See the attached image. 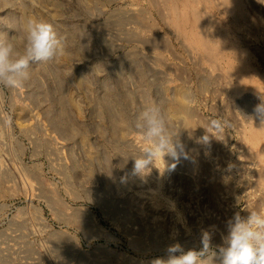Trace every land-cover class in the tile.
Wrapping results in <instances>:
<instances>
[{
    "label": "rangeland",
    "instance_id": "374dc122",
    "mask_svg": "<svg viewBox=\"0 0 264 264\" xmlns=\"http://www.w3.org/2000/svg\"><path fill=\"white\" fill-rule=\"evenodd\" d=\"M195 1L171 12L163 0H0V35L17 50L29 19L64 42L23 87L0 85V264H154L176 243L199 251L204 231L221 246L235 214L264 212V138L252 119L264 95V3L239 0L229 13L223 0ZM193 9L248 54L253 77L239 94L224 62L206 63L173 29L175 16L189 28ZM154 102L188 158L159 157L164 174L155 161L133 175L145 146L134 122ZM218 117L232 126L200 142Z\"/></svg>",
    "mask_w": 264,
    "mask_h": 264
},
{
    "label": "clouds",
    "instance_id": "9594fccd",
    "mask_svg": "<svg viewBox=\"0 0 264 264\" xmlns=\"http://www.w3.org/2000/svg\"><path fill=\"white\" fill-rule=\"evenodd\" d=\"M264 3V0H260ZM23 50H17L13 41L0 35V85L10 89H19L29 79L28 69L34 63L54 62L64 54V42L53 25L39 19H29L22 30ZM253 108L252 119L264 125V95ZM11 126V117L5 119ZM232 125L223 117L210 120L205 134L199 141L208 144L212 131L224 133ZM134 127L143 138L145 146L138 156H133L132 174L143 176L150 173L157 157H170L179 161L187 159L184 145L178 135L169 128L166 117L159 103L146 106L136 117ZM166 167V164H165ZM175 164L169 170H174ZM228 234L223 244L211 246V235L204 231L199 251L184 250L179 243L167 248L168 258L157 259L154 264H264V212L251 211L246 217L235 214L227 224Z\"/></svg>",
    "mask_w": 264,
    "mask_h": 264
},
{
    "label": "bare ground",
    "instance_id": "6f19581e",
    "mask_svg": "<svg viewBox=\"0 0 264 264\" xmlns=\"http://www.w3.org/2000/svg\"><path fill=\"white\" fill-rule=\"evenodd\" d=\"M164 2H165V4H167V6H169L168 8H170L169 10H171V12H172V10L174 11H176L177 10V8H174V7H176V6H174L175 4V2L176 1H178V0H163ZM185 1H188V0H183V2H185ZM197 1V0H196ZM195 1V2H196ZM202 1V0H201ZM222 1V0H221ZM241 2V1H239V0H223V2L224 3H227V5L226 6H228L227 7V10L229 11V13H230V9L232 10V7H231V3H233L234 4V2L236 3V2ZM84 2V1H83ZM88 2V1H87ZM207 2V1H206ZM212 2V1H211ZM178 3V2H177ZM197 3V2H196ZM242 3V2H241ZM244 3V2H243ZM155 4V3H154ZM163 4V3H162ZM172 4H174L173 6H172ZM185 4V3H184ZM199 4V3H198ZM203 4H205V2L203 3ZM207 4V3H206ZM205 4V5H206ZM221 4V3H220ZM229 4H230V6H229ZM164 5V4H163ZM191 5V4H190ZM195 5H197V4H195ZM204 5V6H205ZM238 6L240 5V4H237ZM243 5V4H242ZM157 6V5H156ZM161 6V5H160ZM164 6H166V5H164ZM166 6V7H167ZM198 7H199V5H197ZM203 6V5H202ZM203 6V7H204ZM236 6V5H235ZM181 7V6H180ZM186 7V6H185ZM197 7V8H198ZM220 8H221V5L219 6ZM231 7V8H230ZM244 7V6H243ZM202 8V7H201ZM200 8V9H201ZM165 9V8H164ZM180 9V8H179ZM183 10L185 9V8H182ZM192 8H189V9H187V10H191ZM226 9V8H225ZM239 10H240V7L238 8ZM244 9V8H243ZM209 10H210V8H209ZM224 10V9H223ZM168 11V10H167ZM225 11V10H224ZM224 11H222V12H224ZM237 11V10H236ZM241 11H242V9H241ZM170 12V13H171ZM186 12V11H185ZM208 12V11H207ZM232 12V11H231ZM183 12H182V10L180 11V14H182ZM190 13V12H189ZM192 14H191V24H190V26H189V28L187 27V22H186V20H187V18H186V20H180V21H178L177 19H175L177 16H175V18L174 19H172V21L171 22H173L172 23V26H173V29H175V30H177V33H181V35H183L184 36V40H186L188 43H189V45L190 46H194L197 50H200L201 52H202V56H203V58H204V60H205V62L207 63V62H209V64L210 65H214V67H215V65L217 64V63H219V62H224V69H225V73H226V77L227 78H235L236 79V81H235V84H236V86H232L233 88H232V92H234V94H236L237 95V93L239 94L240 93V89H242L243 87V85H244V83H245V81L247 82V81H250V79L249 78H251V76H252V73H253V68H251L250 69V66H249V64H248V54L246 53V51L245 50H241V49H238L231 41V43H225L224 44V42H222L223 41V35H221L220 34V32H221V30L220 29H218L217 30V28H216V25H215V23H211V21L209 20V19H207V18H205V17H203V14L201 13V11H199V10H196V9H193L192 10V12H191ZM225 13V12H224ZM227 13V12H226ZM242 13V12H241ZM186 14V13H185ZM210 14V13H209ZM238 14V13H237ZM239 14H240V12H239ZM172 15H173V13H172ZM190 15V14H189ZM230 15V14H229ZM235 15V14H234ZM233 15V16H234ZM182 17H183V14H182ZM181 17V18H182ZM185 17V16H184ZM221 18V17H220ZM213 19V18H212ZM122 20V19H121ZM169 20V19H168ZM167 20V21H168ZM175 20V21H174ZM214 20V19H213ZM235 20V19H234ZM245 20V19H244ZM119 22V21H118ZM122 22V21H121ZM171 22H170V24H171ZM189 22V21H188ZM238 22V21H237ZM255 23V22H254ZM237 24V23H236ZM256 24V23H255ZM220 25V24H219ZM229 25V24H228ZM239 25V24H238ZM221 26V25H220ZM237 26V25H236ZM174 31V30H173ZM223 31H225V30H223ZM175 32V31H174ZM226 33V32H225ZM229 34V33H228ZM233 34V33H232ZM232 36V35H231ZM160 37V36H159ZM156 38H157V36H156ZM155 38V39H156ZM183 38V37H182ZM233 38V37H232ZM158 39V38H157ZM151 41V40H150ZM157 41V40H156ZM226 42V41H225ZM153 43V42H152ZM237 43H239L238 41H237ZM236 44V43H235ZM236 45H238V44H236ZM188 46V45H187ZM239 47V46H238ZM189 48H191V47H189ZM244 49V48H243ZM247 50V49H246ZM192 51H194L193 49H192ZM197 53V52H196ZM199 55V54H198ZM200 55V56H201ZM249 58H250V56H249ZM219 65V64H218ZM223 65V64H222ZM221 67V66H220ZM219 70V69H218ZM223 71V70H222ZM221 71V72H222ZM257 72V71H256ZM224 73V72H223ZM254 75V74H253ZM257 75V74H256ZM225 76H223V77H225ZM260 76V75H259ZM253 77V76H252ZM224 79V78H223ZM257 79V78H256ZM260 79V78H259ZM255 82V81H254ZM229 83H230V81H229ZM247 83H249V82H247ZM253 83V82H252ZM258 83V82H257ZM253 84H255V83H253ZM231 85H233V84H231ZM230 85V86H231ZM246 85V84H245ZM247 86V85H246ZM245 87V86H244ZM253 87V86H252ZM255 87V86H254ZM256 88V87H255ZM257 88H258V85H257ZM244 89V88H243ZM231 91V90H230ZM246 91V90H245ZM244 91V92H245ZM249 91V90H248ZM243 92V91H242ZM251 92V91H250ZM252 92H254L253 90H252ZM255 92H256V90H255ZM107 95V94H106ZM233 97H234V95H232ZM177 98V100H178V102H177V104H179L182 108V110H180V111H184L183 109H184V107H186V106H184L185 104V101H184V97L182 96V93H178L177 94V96H176ZM107 106V105H106ZM177 107V106H176ZM175 107V108H176ZM179 108V107H178ZM188 108V107H187ZM179 110V109H178ZM174 112V111H173ZM176 112V111H175ZM183 113V112H182ZM185 113V112H184ZM187 113V112H186ZM188 118V117H187ZM124 121V120H123ZM255 123H254V127H253V130H254V128H255V133H256V135H258L259 137L260 136H262L263 135V138H264V125H262L261 124V122L259 121V120H255L254 121ZM251 127V126H250ZM252 128V127H251ZM247 131H249V130H247ZM251 133V132H250ZM248 135V134H247ZM252 135H254V134H252ZM246 138V137H245ZM256 138H257V136H256ZM261 139H262V137H260ZM259 138V139H260ZM252 139V138H251ZM258 139V138H257ZM260 139V140H261ZM246 140V139H245ZM244 140V141H245ZM263 140V139H262ZM247 141V140H246ZM257 141V140H256ZM259 141V140H258ZM252 143H254L255 144V141L253 140V142ZM251 143V144H252ZM250 144V145H251ZM254 144H253V147L254 148H257L256 146H254ZM249 145V144H248ZM257 145V144H256ZM249 148H251V147H249ZM249 150V149H248ZM254 149H252V151H253ZM256 150H258V148L256 149ZM263 150V149H262ZM250 151V150H249ZM255 152H257V154H260V151L258 152V151H255ZM264 153V152H263ZM256 154V155H257ZM253 155V154H252ZM251 156V155H250ZM258 156H263V155H258ZM257 158V157H256ZM261 158V157H260ZM124 159L125 158H123L122 159V157H121V159H120V162H121V164L123 165V164H125L124 162ZM262 159V158H261ZM264 159V158H263ZM263 161V160H262ZM260 162V161H259ZM167 164V163H166ZM262 164H263V162H262ZM156 165H157V167H158V170L162 173V174H164L165 173V169H167L166 167H165V163L159 158V157H157V159H156ZM126 166V165H125ZM262 166V165H261ZM263 167V172H262V175H263V177H264V165L262 166ZM161 175V174H160ZM163 177V176H162ZM264 181V180H263ZM47 189V188H46ZM54 202V201H53ZM113 204V203H112ZM106 207V206H105ZM118 208V207H117ZM111 209V208H110ZM75 211V210H74ZM118 211V210H117ZM77 212V211H76ZM110 212V211H109ZM87 215V214H86ZM81 217V216H80ZM86 217V216H85ZM77 218V217H76ZM78 219H79V217H78ZM83 219H84V217H83ZM90 219V218H89ZM72 220V219H71ZM77 220V219H76ZM82 220V219H81ZM91 220V219H90ZM85 221V220H84ZM83 221V222H84ZM74 222V219L71 221V225H73L72 223ZM76 222H78V221H76ZM76 222H74V223H76ZM82 222V221H81ZM86 222V221H85ZM76 224H74L73 225V227L75 226ZM78 225V224H77ZM76 225V226H77ZM81 226H83L84 227V225H82V223H80V227ZM90 226V225H89ZM92 226V225H91ZM78 227H79V225H78ZM88 228V227H87ZM59 238V237H58ZM98 261V260H97ZM121 262V261H120Z\"/></svg>",
    "mask_w": 264,
    "mask_h": 264
}]
</instances>
